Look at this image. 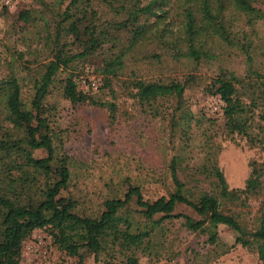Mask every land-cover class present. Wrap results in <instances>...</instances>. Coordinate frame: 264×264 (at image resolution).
<instances>
[{
    "label": "trees",
    "instance_id": "16d2710c",
    "mask_svg": "<svg viewBox=\"0 0 264 264\" xmlns=\"http://www.w3.org/2000/svg\"><path fill=\"white\" fill-rule=\"evenodd\" d=\"M57 17L53 29L44 21L43 40L53 53L32 81L29 104L21 98L17 77L0 79V264H20L24 242L42 229L48 230L52 246L66 257L77 258L78 264L88 255H93L95 262L103 255L105 264H139L124 251L149 240L155 229L161 232L166 220H181L185 230L206 235L211 245L218 241V225H223L235 234V244L254 249L264 264V199L251 230L235 209H230L262 195L263 168L259 163H251L243 189L229 190L215 148L210 146L197 169L200 178L210 180V187L197 197L179 180L172 161L174 189L169 195L149 201L138 187L128 186L120 198L105 200L99 215H79L75 202L62 197L70 179L69 158L56 152L45 108L59 75L76 59L103 49L104 87L125 69L128 59L156 65L152 59L160 64L167 56L174 62L198 66L217 59L224 49L236 47L244 50L251 62V42L238 35L244 27L264 22V0H68ZM20 18L29 23L31 17L24 12ZM69 39L82 46L81 53L66 50ZM149 46L155 50L147 51ZM187 78L183 82L147 80L134 72L127 84L140 106L159 115L164 100L172 99L174 112L180 110L191 76ZM58 83L62 97L71 105L113 109L112 104L78 90L71 74ZM243 87L241 78L222 71L211 78L206 89L224 104L226 134L245 136L255 144L249 134L253 105L250 100L244 102ZM39 150L44 157L34 156ZM178 206L190 209L193 216L176 213ZM117 254L123 258L115 262Z\"/></svg>",
    "mask_w": 264,
    "mask_h": 264
},
{
    "label": "rangeland",
    "instance_id": "374dc122",
    "mask_svg": "<svg viewBox=\"0 0 264 264\" xmlns=\"http://www.w3.org/2000/svg\"><path fill=\"white\" fill-rule=\"evenodd\" d=\"M59 1H0V79L17 77L26 105L32 95L33 79L39 77L53 53V48L45 46L43 26L45 21L54 28L59 20L57 14L68 2L64 0L61 5ZM24 12L31 17L29 23L20 18ZM242 30L238 38L251 42V62L247 53L236 47L224 49L217 59L198 66L188 61L174 62L167 56L160 64L152 59L156 65L132 63L128 59L125 69L109 87H104L103 49L76 59L59 75L45 108L56 152L69 158L70 179L62 197L75 202L76 213L99 215L104 201L120 198L128 186L138 187L149 201L169 195L174 189L172 161L179 180L197 197L210 187V180L200 178L197 169L213 146L229 190L244 188L251 163L257 162L263 168L262 195L230 207L248 230L253 229L264 199V22ZM66 43V50L72 54L82 52V46L73 39ZM154 50L152 46L147 48ZM222 71L243 80V100H250L253 105L249 134L255 144L242 135H227L224 130V104L206 89L211 78ZM134 72L142 79L165 82H183L191 76L180 110L174 112L172 99L161 102L159 115L156 110L150 112L140 106L131 97L127 84ZM67 74L77 80L78 90L101 103L112 104L113 109L71 105L62 97L58 83ZM34 156L41 158L45 153L39 150ZM176 213L193 216L184 206H178ZM163 225L161 232L160 228L155 229L149 240L127 248L124 255L137 258L139 264H261L256 251L235 244V234L223 225H218V241L214 245L208 243L206 235L185 230L181 220H166ZM116 257L115 262L123 258L118 254ZM98 260L95 262L94 256L88 255L83 264H105L103 255ZM20 264H78V259L59 252L51 245L48 230L42 229L34 231L24 242Z\"/></svg>",
    "mask_w": 264,
    "mask_h": 264
},
{
    "label": "built area",
    "instance_id": "2783aa9c",
    "mask_svg": "<svg viewBox=\"0 0 264 264\" xmlns=\"http://www.w3.org/2000/svg\"><path fill=\"white\" fill-rule=\"evenodd\" d=\"M0 1H4V0H0Z\"/></svg>",
    "mask_w": 264,
    "mask_h": 264
}]
</instances>
